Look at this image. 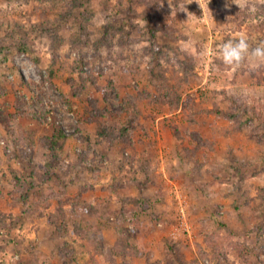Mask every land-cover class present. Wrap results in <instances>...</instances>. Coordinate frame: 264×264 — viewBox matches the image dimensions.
Returning a JSON list of instances; mask_svg holds the SVG:
<instances>
[{
	"label": "rangeland",
	"instance_id": "374dc122",
	"mask_svg": "<svg viewBox=\"0 0 264 264\" xmlns=\"http://www.w3.org/2000/svg\"><path fill=\"white\" fill-rule=\"evenodd\" d=\"M0 40V264H264V0H0Z\"/></svg>",
	"mask_w": 264,
	"mask_h": 264
},
{
	"label": "trees",
	"instance_id": "16d2710c",
	"mask_svg": "<svg viewBox=\"0 0 264 264\" xmlns=\"http://www.w3.org/2000/svg\"><path fill=\"white\" fill-rule=\"evenodd\" d=\"M147 3H145L146 5ZM148 8L150 7V4L147 5ZM152 15V14H151ZM150 16H148L149 19ZM61 22L64 21L63 18H61L60 20ZM10 53V49H8V43L6 41H1L0 40V55L1 57H6L9 56ZM110 87H112V84L110 85ZM35 111H32V117L34 119H36L39 123L43 124H49L50 120H52V112L51 110L45 106L44 102L42 99H37L35 100V105L32 107ZM21 111V110H19ZM135 109L132 106L131 102H124L123 103V108L120 109V111H115L114 113H116L119 116H125V128L122 129H118L116 130L115 128H112L110 125V123L107 120V116L106 113L107 112H93L90 113L89 111H87L86 113L89 114V116L91 117L88 121L89 123H98L100 131H101V135L103 136V138L108 141L109 143H115L118 140H121L125 143H130V141L128 140L130 137V133L131 131H133L135 129L136 123H137V118L135 116V114H130V112H134ZM22 113V111H21ZM29 115V114H27ZM249 116V115H248ZM251 118V116H249ZM258 121L261 120V118H256ZM264 125V122H262ZM59 129V128H58ZM59 133L56 136H52L50 142L48 143V149L50 150L51 154H52V159L49 158V161L47 162V166H49V169H51L52 165L55 164L57 162V160L59 162H61V158L60 155L63 151H65L66 148V139H67V135L66 133L60 129L57 130ZM10 147L6 146L5 148V152L9 153L10 151ZM57 159V160H56ZM57 164L53 165V167H55ZM44 169H48V167H46ZM33 179L35 180V178L33 177ZM20 180V179H19ZM21 181V180H20ZM22 183H25L24 181H22ZM21 183V184H22ZM24 185V184H23ZM31 187V186H30ZM29 187V188H30ZM28 188V189H29ZM79 230H82V228H79ZM84 233V231H82ZM91 237H92V241L94 243H96V245L98 244L99 246H101L102 244V239L103 236L101 234L98 233H91ZM174 245H172L173 248Z\"/></svg>",
	"mask_w": 264,
	"mask_h": 264
},
{
	"label": "built area",
	"instance_id": "2783aa9c",
	"mask_svg": "<svg viewBox=\"0 0 264 264\" xmlns=\"http://www.w3.org/2000/svg\"><path fill=\"white\" fill-rule=\"evenodd\" d=\"M15 259H18V257L15 256Z\"/></svg>",
	"mask_w": 264,
	"mask_h": 264
}]
</instances>
